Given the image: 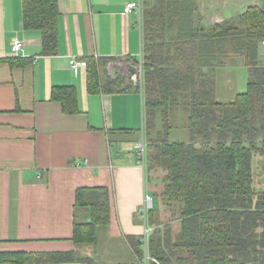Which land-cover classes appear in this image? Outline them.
<instances>
[{
  "label": "trees",
  "instance_id": "16d2710c",
  "mask_svg": "<svg viewBox=\"0 0 264 264\" xmlns=\"http://www.w3.org/2000/svg\"><path fill=\"white\" fill-rule=\"evenodd\" d=\"M202 1H147L143 91L130 81L135 69L129 76L110 74L109 63L117 60L111 57L85 61L87 87L90 93L143 92L146 175L151 181L163 174L156 179L162 185L157 199L169 215L158 222L153 214L160 207L150 211L151 264H264V189L256 180L258 157L264 156V1L213 24L201 11ZM23 15L25 30L41 32L43 53L56 54L57 0H23ZM239 62L247 70V90L230 102L217 101L218 69ZM76 96L73 86L52 92L67 114L77 112ZM182 98L188 142L171 140L172 114ZM80 211L89 222L79 219ZM109 223L110 190L79 188L75 242L95 243L97 228ZM130 240L139 260L134 264H142L140 242ZM72 262L93 260L75 252L0 253V264Z\"/></svg>",
  "mask_w": 264,
  "mask_h": 264
},
{
  "label": "crops",
  "instance_id": "0c3cea01",
  "mask_svg": "<svg viewBox=\"0 0 264 264\" xmlns=\"http://www.w3.org/2000/svg\"><path fill=\"white\" fill-rule=\"evenodd\" d=\"M128 1L57 0L58 51L45 55L41 32L25 30L23 0H0V253L75 252L93 260L60 264L139 261L130 239L141 242L138 210L150 193L136 155L145 125L143 92L90 93L87 65H71L73 58L102 57L138 64L143 22L125 13ZM215 1V18L205 15L211 24L226 10L235 14L230 0ZM16 39L23 49L13 55ZM68 86L77 93L74 114L52 99L55 87ZM79 188L110 190V223L97 228L95 243L74 240ZM78 217L90 221L85 212Z\"/></svg>",
  "mask_w": 264,
  "mask_h": 264
},
{
  "label": "rangeland",
  "instance_id": "374dc122",
  "mask_svg": "<svg viewBox=\"0 0 264 264\" xmlns=\"http://www.w3.org/2000/svg\"><path fill=\"white\" fill-rule=\"evenodd\" d=\"M147 1L150 6L154 4V0H143V13L147 8ZM203 1L204 3L201 4V11L203 12L204 15L209 14L210 17L214 19L216 15L213 14L212 11L217 8L218 1L215 0L214 1L203 0ZM250 1H248L249 3L248 6L256 5L257 3V0H250ZM229 3H230L229 7L227 8H231L235 14L244 12L248 7L247 6L246 8L245 7L243 8L242 7L243 3H239L238 0H233V1L230 0ZM232 3H235V5H233ZM206 20L208 23L212 22L211 20H209V18H206ZM219 20H221V16ZM136 66L137 64L132 59L122 58L119 60L117 59L111 61L109 63V71L112 74V76H114L117 72H120L123 75L127 74L125 76H129V69L130 68L135 69ZM247 84H248L247 70L246 67L243 66L242 62H239V64L237 63L219 68L217 71V101L230 102L239 93H243L247 90ZM184 100H185L184 98L181 99L179 106L172 114L171 121H172L173 130L171 133V140L173 141L188 142L190 140V134L187 127L188 108L186 107V105H184ZM256 173H257V179H256L257 188L264 189V156L258 157ZM152 176L156 178H151V181H149V192L155 198L154 204L160 207V209H158V212L153 214L154 220L158 222L161 220L166 221V219L169 218V215L167 214V211L163 207L164 203L160 199H157V195L161 192L162 185L160 186L159 182L156 179L158 176L162 177L163 174L159 173L157 176L155 174ZM152 221H153V217L151 212L148 218V223L151 226H152ZM153 228L155 229V226ZM151 262L152 260L149 261V264H151Z\"/></svg>",
  "mask_w": 264,
  "mask_h": 264
},
{
  "label": "built area",
  "instance_id": "2783aa9c",
  "mask_svg": "<svg viewBox=\"0 0 264 264\" xmlns=\"http://www.w3.org/2000/svg\"><path fill=\"white\" fill-rule=\"evenodd\" d=\"M264 0H257L256 5H260ZM125 13L127 15H136L138 16V23L139 26H142L143 22V0H129L125 7ZM222 21L218 20V22ZM23 49V42L19 39H16L11 46V54L17 55L21 50ZM71 65L74 68H77L79 66L84 67L86 66L85 61H78L77 59L73 58L71 60ZM136 72L131 76V81L136 86H139L141 90L143 89V54L141 53L139 55L138 64L135 67ZM143 91V90H142ZM137 148V160L138 164L146 169L147 166V144L144 138V133L142 136L141 141H139L136 144ZM154 207V196L150 193H146L144 203L138 210V214L142 218V221L144 222L145 230L143 233V236L141 238V251L143 253V259L141 260L142 264H149V261L152 260L150 256V238L152 233L154 232V228L151 227L148 223L149 213Z\"/></svg>",
  "mask_w": 264,
  "mask_h": 264
},
{
  "label": "water",
  "instance_id": "95a60500",
  "mask_svg": "<svg viewBox=\"0 0 264 264\" xmlns=\"http://www.w3.org/2000/svg\"><path fill=\"white\" fill-rule=\"evenodd\" d=\"M244 1H245V2H248V1H250V0H244ZM247 6H248V4H247ZM223 16H224V18H230V17H232V13H231L230 10H226V11L224 12Z\"/></svg>",
  "mask_w": 264,
  "mask_h": 264
}]
</instances>
